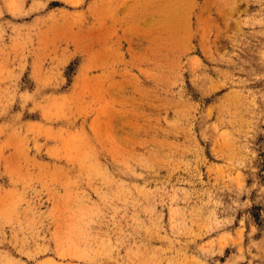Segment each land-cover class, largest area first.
Returning <instances> with one entry per match:
<instances>
[{
  "label": "rangeland",
  "instance_id": "374dc122",
  "mask_svg": "<svg viewBox=\"0 0 264 264\" xmlns=\"http://www.w3.org/2000/svg\"><path fill=\"white\" fill-rule=\"evenodd\" d=\"M176 1L0 0V264H264V0Z\"/></svg>",
  "mask_w": 264,
  "mask_h": 264
},
{
  "label": "bare ground",
  "instance_id": "6f19581e",
  "mask_svg": "<svg viewBox=\"0 0 264 264\" xmlns=\"http://www.w3.org/2000/svg\"><path fill=\"white\" fill-rule=\"evenodd\" d=\"M168 1V0H167ZM174 1H176V0H174ZM180 1V0H179ZM182 1V0H181ZM177 2L178 1H176V2H168L169 4H166V6H167V11H166V13H167V15H166V13H165V16H167V19L168 20H175V18H177L178 17V15L180 14V15H182L181 14V12H180V10H179V8H181L182 6H179L178 4H179V2H178V4H177ZM182 2H184V0L182 1ZM184 5H185V3H183ZM187 4V3H186ZM186 6V5H185ZM187 9V8H186ZM185 8H184V10H186ZM163 11L165 10L164 8L162 9ZM187 12V11H186ZM183 13V12H182ZM184 14H185V12H184ZM164 16V17H165ZM181 17V16H180ZM163 18V17H162ZM179 18V17H178ZM180 19V18H179ZM162 21H163V19H161ZM167 20V21H168ZM177 20V19H176ZM165 21H166V19H165ZM168 22H171V21H168ZM173 24L172 25H174V22H172ZM180 23H183L182 21L180 22ZM171 24V23H170ZM176 25V24H175Z\"/></svg>",
  "mask_w": 264,
  "mask_h": 264
}]
</instances>
